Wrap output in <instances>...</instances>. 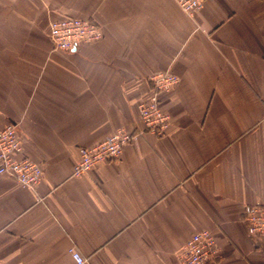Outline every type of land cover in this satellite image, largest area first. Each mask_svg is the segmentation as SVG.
Returning <instances> with one entry per match:
<instances>
[{
	"label": "crops",
	"instance_id": "1",
	"mask_svg": "<svg viewBox=\"0 0 264 264\" xmlns=\"http://www.w3.org/2000/svg\"><path fill=\"white\" fill-rule=\"evenodd\" d=\"M89 18L97 41L56 50L53 20ZM170 124L143 130L149 77ZM18 125L43 169L35 187L0 175V259L7 264H181L209 230L216 264H264L245 205L264 201V0H0V126ZM141 132L120 158L74 175L81 146Z\"/></svg>",
	"mask_w": 264,
	"mask_h": 264
},
{
	"label": "built area",
	"instance_id": "2",
	"mask_svg": "<svg viewBox=\"0 0 264 264\" xmlns=\"http://www.w3.org/2000/svg\"><path fill=\"white\" fill-rule=\"evenodd\" d=\"M187 14L198 10L204 0H175ZM49 36L56 50H70L84 42L102 38L100 25L89 18L73 17L53 20ZM151 90L148 98L138 104L140 119L144 131L162 136L170 124L169 115L161 107V94L172 90L179 78L170 71H159L149 77ZM142 132V131H141ZM141 132L115 131L100 142L91 146H81L79 157L74 165V175L89 171L100 162L112 161L121 157L124 147L133 142ZM23 143L18 125L8 123L0 126V175L14 179L22 186L35 187L41 180L43 169L30 157H19ZM243 219L249 234L264 239V201L245 205ZM77 264H83L86 258L72 249ZM220 254L219 245L213 234L205 229L192 235L180 250L181 264H216ZM0 264H7L0 259Z\"/></svg>",
	"mask_w": 264,
	"mask_h": 264
}]
</instances>
